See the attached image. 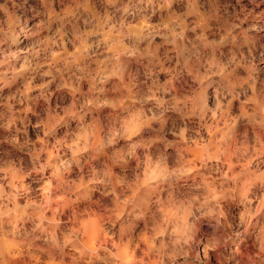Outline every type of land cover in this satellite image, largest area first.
<instances>
[{"label":"rangeland","instance_id":"obj_1","mask_svg":"<svg viewBox=\"0 0 264 264\" xmlns=\"http://www.w3.org/2000/svg\"><path fill=\"white\" fill-rule=\"evenodd\" d=\"M0 243L264 264V0H0Z\"/></svg>","mask_w":264,"mask_h":264},{"label":"bare ground","instance_id":"obj_2","mask_svg":"<svg viewBox=\"0 0 264 264\" xmlns=\"http://www.w3.org/2000/svg\"><path fill=\"white\" fill-rule=\"evenodd\" d=\"M45 223V222H44ZM5 239V238H4ZM7 240V239H6ZM9 240V239H8ZM15 240H17V239H15ZM5 241V240H4ZM4 241H3V243H4ZM24 241V240H23ZM1 244V243H0ZM2 245V244H1ZM23 245L24 244H22L21 242H17V241H10V243L8 244V246H6L7 247V253H11V252H13V254H14V251H16L17 252V255H20V253H21V250H22V247H23ZM3 246V245H2ZM1 247V246H0ZM2 248H4V247H2ZM1 248V249H2ZM3 251H5V249H3ZM2 251V252H3ZM15 252V253H16ZM1 254V253H0ZM4 255V254H3ZM2 255V256H3ZM12 255V254H11ZM14 256V255H13ZM5 257H7V256H5ZM15 257V256H14ZM22 257V256H21ZM16 258V257H15ZM51 262V261H50Z\"/></svg>","mask_w":264,"mask_h":264}]
</instances>
